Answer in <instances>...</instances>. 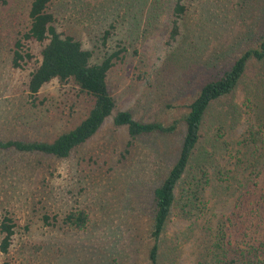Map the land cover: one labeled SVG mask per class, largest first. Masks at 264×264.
I'll use <instances>...</instances> for the list:
<instances>
[{
  "label": "rangeland",
  "instance_id": "rangeland-1",
  "mask_svg": "<svg viewBox=\"0 0 264 264\" xmlns=\"http://www.w3.org/2000/svg\"><path fill=\"white\" fill-rule=\"evenodd\" d=\"M31 1L0 4V137H52L75 126L89 108L77 87L56 80L41 89L33 104L26 90L30 65L12 63L15 41L29 25ZM185 1L176 40L171 39L175 0H161L157 10H152L154 0H52L51 9L58 30L79 39L93 52V62L122 50L109 74L119 109H132L143 121L171 122L188 109L217 67L230 63L264 27V0ZM107 29L112 32L105 43ZM216 55L217 65H208ZM260 68L251 61L236 92L215 103L205 121L201 144L206 155L199 160L219 180L235 161L253 115L247 92ZM183 133L143 136L123 158L128 129L116 128L109 117L68 159L36 157L35 164V156L9 155L0 162V221L7 213L17 226L10 251L0 252V264H143L133 222L149 213L153 190L174 163ZM206 176L202 169L190 170L178 186L180 201L164 237L167 264H193L200 221L215 224L233 209V196L215 194L207 184L200 188ZM189 196L195 201L193 216L186 210ZM76 208L89 217L82 230L63 222ZM45 215L53 217L52 223ZM197 218L196 232L189 225Z\"/></svg>",
  "mask_w": 264,
  "mask_h": 264
},
{
  "label": "trees",
  "instance_id": "trees-1",
  "mask_svg": "<svg viewBox=\"0 0 264 264\" xmlns=\"http://www.w3.org/2000/svg\"><path fill=\"white\" fill-rule=\"evenodd\" d=\"M157 10L161 0H154ZM5 0H0V4ZM52 0H32L29 9V25L15 41L12 63L14 67L30 65L31 71L26 90L36 103L37 94L48 83L56 80L63 85L71 84L78 94L88 99L89 108L75 126L62 130L48 138H32L18 135L0 137V162L23 155L37 159H68L72 153L92 138L105 120L112 117L116 128L126 126L129 139L121 156L132 152L137 140L143 136L170 135L184 130L177 157L163 180L152 193L149 213L133 222V239L138 250V259L143 264H167V246L164 237L172 211L180 201L177 189L181 181L186 182L190 170H199L206 176L200 188H212L215 194L234 198L231 212L218 217L215 224L210 219L200 221L197 235L196 257L193 264H264V27L230 63L217 67L212 77L203 83L188 109L171 122L136 119L132 109H119L109 85V74L122 50L107 52L100 62H93V52L84 48L82 42L71 34H63L56 25L57 17L51 9ZM187 11L185 0H175L172 7L171 39L181 33V20ZM151 17V18H150ZM149 15V21L153 19ZM107 29L104 42L111 35ZM124 50V49H123ZM218 56H211L208 65H217ZM251 61L261 65L253 89L247 99L254 104L248 127L240 140L226 177L220 180L206 172L200 164L203 127L213 105L234 94L246 75ZM213 65L212 67L216 66ZM205 157V156H203ZM42 161V160H41ZM20 162V158H19ZM208 162V158L204 163ZM210 169V168H209ZM260 178L263 179L261 183ZM203 180V179H202ZM197 185L200 186L198 182ZM186 207L193 214L195 201L186 198ZM185 207V208H186ZM193 214V215H192ZM49 215L44 220L52 223ZM88 214L76 208L64 217V224L71 229L82 230L88 223ZM198 218L189 225L197 232ZM65 229V226L54 223ZM16 222L5 213L0 221V252L8 253L16 233ZM197 234V233H196ZM5 264H18L6 261ZM134 264V263H133ZM173 264V262H171Z\"/></svg>",
  "mask_w": 264,
  "mask_h": 264
}]
</instances>
